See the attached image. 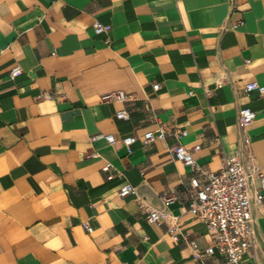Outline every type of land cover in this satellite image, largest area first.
Masks as SVG:
<instances>
[{"label": "crops", "instance_id": "1", "mask_svg": "<svg viewBox=\"0 0 264 264\" xmlns=\"http://www.w3.org/2000/svg\"><path fill=\"white\" fill-rule=\"evenodd\" d=\"M96 21L110 29L97 35ZM252 82L264 85V0H0V264H228L190 247L214 236L189 211L201 176L174 149L208 171L237 156L264 173ZM120 91L127 101L104 100ZM243 108L257 114L247 127ZM160 127L166 139L145 145ZM127 184L135 193L121 197ZM252 217L244 261L264 264V203Z\"/></svg>", "mask_w": 264, "mask_h": 264}, {"label": "built area", "instance_id": "2", "mask_svg": "<svg viewBox=\"0 0 264 264\" xmlns=\"http://www.w3.org/2000/svg\"><path fill=\"white\" fill-rule=\"evenodd\" d=\"M97 35L107 32L110 27L96 21L93 25ZM21 67H15L10 75L15 79L21 74ZM155 89L159 85L154 86ZM259 91L264 94V85L259 82H252L246 85V92L252 93ZM129 97L123 91L111 93L104 96V100L127 101ZM119 119H129V113L125 110L117 113ZM257 114L251 108H243L239 112V124L247 127L255 121ZM186 135V131L181 132ZM166 131L160 127L155 131L144 134L142 142L148 145L156 140L166 139ZM104 138L108 143L115 142L114 135L97 134L92 140ZM138 138L136 136L123 139V144L128 148L134 144ZM200 146L195 147L198 151ZM178 160L186 165H190L200 174V177L191 179V198L189 211L197 219L203 221L208 230L213 234V245L201 251L196 241L190 242V247L196 257L204 260L215 255L216 252L224 254L228 264H246L244 256L252 247L254 242V229L252 206L253 204L262 205L264 203V173L252 165H246L237 157H228L222 168L217 171H208L199 165L194 157V153L186 147L180 145L174 149ZM106 166V170L110 168ZM259 181V187L251 191L252 180ZM135 193V188L127 184L120 189V196L126 197ZM174 197H167V204L172 203ZM143 214L147 215L150 223L158 225L164 224V215L151 209L146 203L140 205ZM86 229L92 232V228L86 225ZM168 233L179 242L182 234L177 225H170Z\"/></svg>", "mask_w": 264, "mask_h": 264}]
</instances>
